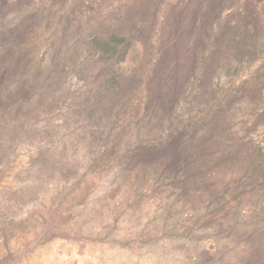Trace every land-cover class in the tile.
<instances>
[{
    "label": "rangeland",
    "instance_id": "rangeland-1",
    "mask_svg": "<svg viewBox=\"0 0 264 264\" xmlns=\"http://www.w3.org/2000/svg\"><path fill=\"white\" fill-rule=\"evenodd\" d=\"M218 1L0 0V264L134 169L202 207L221 264H264V0Z\"/></svg>",
    "mask_w": 264,
    "mask_h": 264
},
{
    "label": "crops",
    "instance_id": "crops-1",
    "mask_svg": "<svg viewBox=\"0 0 264 264\" xmlns=\"http://www.w3.org/2000/svg\"><path fill=\"white\" fill-rule=\"evenodd\" d=\"M148 170L146 184H138L134 175L139 170L134 169L128 193L119 199L113 194L119 186L110 173L99 176L104 182L92 177L93 188L89 177V182L77 185L69 207L56 216L43 214L25 232L24 263L221 264L222 257L207 248L206 238L200 244L192 241L197 222L205 224L202 207L193 208L187 201L177 208L176 195L167 184L159 194L158 175ZM181 189L183 199L188 198L190 189L186 191L185 184Z\"/></svg>",
    "mask_w": 264,
    "mask_h": 264
},
{
    "label": "trees",
    "instance_id": "trees-1",
    "mask_svg": "<svg viewBox=\"0 0 264 264\" xmlns=\"http://www.w3.org/2000/svg\"><path fill=\"white\" fill-rule=\"evenodd\" d=\"M229 1H234V0H220V1H218V2H221V3H229ZM249 4L250 3H246V6L247 7H249ZM116 40V39H115ZM117 41V40H116ZM98 46H100L101 47V49L103 50V55L104 54H108L107 52H110V49L108 48V46L107 45H105L107 48L105 49V47H103V45H101V44H97Z\"/></svg>",
    "mask_w": 264,
    "mask_h": 264
}]
</instances>
